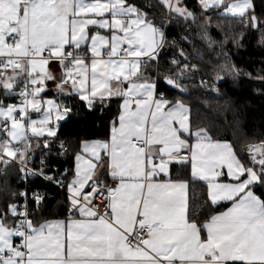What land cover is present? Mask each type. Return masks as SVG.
<instances>
[{"label":"snow or ice","instance_id":"6c2138e0","mask_svg":"<svg viewBox=\"0 0 264 264\" xmlns=\"http://www.w3.org/2000/svg\"><path fill=\"white\" fill-rule=\"evenodd\" d=\"M146 7L158 14L149 17L132 0H0V89L19 97L8 104L0 99V172L18 163L25 185L5 189L0 264H264V138L239 148L214 139L208 127L193 128L180 99L159 90L163 80L184 95L197 76L200 87L217 94L228 77L264 84V68L253 75L229 60V45L244 48L249 31L264 48V12L255 0H197L199 11L186 0ZM214 8L222 9L215 24L208 15ZM173 24L182 28L179 41L168 40ZM213 28L221 39L211 35ZM198 41L230 62L208 76L211 65ZM168 44L176 55L161 76ZM72 95L101 115L114 100L121 103L109 138L79 141L74 167L61 170L49 166V157L71 150L59 126L71 116L65 100ZM37 151L40 167L33 169ZM189 160L191 177L208 189L195 208L190 181L173 177L170 168ZM37 177L66 189L70 218H45L55 197L30 188L29 179ZM223 202L230 206L218 211Z\"/></svg>","mask_w":264,"mask_h":264},{"label":"trees","instance_id":"16d2710c","mask_svg":"<svg viewBox=\"0 0 264 264\" xmlns=\"http://www.w3.org/2000/svg\"><path fill=\"white\" fill-rule=\"evenodd\" d=\"M132 2L143 11L148 12L149 17L158 14L159 9L146 7L148 4H155L156 0H132ZM186 2L189 7L199 11L197 0H186ZM255 4L258 13L264 12V2L262 0H255ZM219 12L217 8L209 11L208 15L213 18V24L217 22ZM228 19L231 20L230 17ZM232 23L235 25L236 21H232ZM240 23L242 24L243 21H240ZM235 31L238 33L243 31V29L237 26ZM181 32L182 28L173 24L167 32L168 40L171 41L175 37L179 41ZM211 35L219 40L222 34L213 28ZM258 39V34L251 35L249 31L248 40L244 48L237 50L231 44L229 45L231 50L229 60L247 72L253 73V75L259 74L260 69L264 68V64L261 63L264 60V48L257 45ZM197 43L203 53L204 61L211 65L206 69L208 76L213 75L220 63L230 62L220 56L219 48L215 51L206 50V45L201 44L199 41ZM182 46L186 51H192L188 44L182 43ZM175 55V48L171 44L166 45L160 60L161 76L164 75L163 70L169 67L167 61ZM218 57L219 59H217ZM193 62L196 61L194 60ZM198 80L199 77L197 76L194 80L187 82L189 84V95L187 96L166 87L163 80L160 81V90L168 97H184L189 102L192 109V125L194 129L198 126L208 127L214 139L230 141L238 148L248 142L264 138V84L249 80L246 77L238 81L228 77L220 84L219 94H214L205 92L204 88L197 84ZM17 97L14 95L9 100L14 102ZM65 103L72 108V113L66 121L60 123L59 137L62 140H68L71 144V150L67 156L60 159L49 157V166L55 165L61 170L64 168L71 170L74 165L72 153L78 150L79 141L105 138L109 135L110 122L117 114L119 100H114L103 115H101L99 109L89 111L76 96L67 98ZM35 144L36 139H34V146ZM39 154L40 152L37 151L36 155ZM2 167L0 166V168ZM33 184L34 187L45 189L55 197L46 203L44 212L46 219L56 218L64 212L68 215L67 195L65 193L41 180H34ZM21 188L20 172L16 165H11L6 174L0 172V207L9 202L5 196V189L19 190ZM190 198L193 208L197 204L206 201L208 199L206 185L192 181ZM223 205L217 210L225 209L228 204Z\"/></svg>","mask_w":264,"mask_h":264},{"label":"crops","instance_id":"0c3cea01","mask_svg":"<svg viewBox=\"0 0 264 264\" xmlns=\"http://www.w3.org/2000/svg\"><path fill=\"white\" fill-rule=\"evenodd\" d=\"M243 6V5H242ZM219 11H222V9H219V8H217ZM97 29H95V28H92L91 29V31H96ZM101 32H102V34H107L106 32H104L103 30H100ZM24 65H27L28 64V60H25L24 61V63H23ZM51 67H53V68H58V65H55V64H52V65H50ZM126 86V85H125ZM48 88L49 89H54L55 88V84L54 83H52L51 81L48 83ZM159 90H160V86H159ZM161 91V90H160ZM162 92V91H161ZM47 96H49V97H51V96H55L56 95V93L54 92V91H49L47 94H46ZM12 96H14V95H12ZM12 96H8V97H5L4 96V94H3V90L2 89H0V99H3L4 100V103L5 104H8V103H14V102H12V101H10L9 100V98H11ZM72 96H75V95H72ZM170 98V97H169ZM178 99H180L189 109H190V113H191V115H190V119H191V122H192V109H191V106H190V104H189V102L184 98V97H180V98H178ZM121 103V101H119V104ZM146 111V110H145ZM33 115L35 114V113H32ZM63 122V121H62ZM29 135H31L30 133H29ZM109 136H110V133H109V135L107 136V137H105V138H96V139H88V140H97V139H99V140H103V139H107V138H109ZM33 139H36L35 137H32ZM157 138H159V137H157ZM182 138H185V139H187L188 138V136H187V134L185 133L184 134V136L182 137ZM189 142L190 143H194L195 142V138L193 137L192 139H190L189 140ZM230 142V141H229ZM77 151H79V147H78V150ZM189 156H190V153H189ZM197 160L198 161H201V162H203L204 160H205V157L201 154V155H199L198 157H197ZM73 167H74V165H73ZM141 167H142V165H141ZM170 168H171V175L173 176V177H176V176H180V177H182V178H185V179H188L189 181H190V186H191V182L192 181H195V182H201V183H203V184H205L206 185V188H207V183L205 182V181H202V180H197V179H195V178H193V177H191V162H190V160L187 162V163H185V164H183V165H181V164H173V165H171L170 166ZM190 171V172H189ZM105 176H107V173H105ZM72 177H70V179H71ZM69 179V180H70ZM165 179H167V177H165ZM222 180L224 181V182H227V177L225 176V177H222ZM108 183H113V181L111 180V178L109 177L108 178ZM207 191H208V189H207ZM189 193H190V189H189ZM191 199V198H190ZM223 204H228L227 205V207L228 206H230V203L229 202H223ZM223 210H225V209H223ZM66 218H70L69 217V214L67 215L66 214V212H64L62 215H60V216H58V217H56V218H53V219H48V220H65ZM76 219H79L80 218V216H76L75 217Z\"/></svg>","mask_w":264,"mask_h":264},{"label":"built area","instance_id":"2783aa9c","mask_svg":"<svg viewBox=\"0 0 264 264\" xmlns=\"http://www.w3.org/2000/svg\"><path fill=\"white\" fill-rule=\"evenodd\" d=\"M25 60H27V58H21V63L23 64L24 63V61ZM161 60V59H160ZM208 87H211V84H209L208 85ZM219 88H220V84H219ZM204 90H205V88H204ZM205 92H209V93H214V94H217L216 92H214V91H207V90H205ZM18 100H19V97H17V99H16V101H14V103H17L18 102ZM31 140H32V144H33V146H34V139L33 138H31ZM186 155H189V153H185ZM40 159H41V153L39 154V155H36L35 154V157H34V159L32 160V162H31V164L29 165V167H31V168H33V169H38L39 167H40ZM14 165H16L17 167H18V169H19V164L17 163V164H14ZM20 177H21V173H20ZM34 180H41L40 178H35V179H29V181H28V185L30 186V188L32 189V190H35V189H37V187H34V184H33V181ZM41 181H43V180H41ZM20 182H21V184H22V188L25 186L24 185V183L20 180ZM43 182H45V181H43ZM46 183V182H45ZM46 184H48V183H46ZM48 185H51V186H53V187H55L54 185H52V184H48ZM21 188V189H22ZM56 188V187H55ZM41 191H46L45 189H42V188H39ZM58 189V188H57ZM60 190V189H59ZM60 191H62L63 193H65L66 195H67V191H66V189L65 190H60ZM47 192V191H46ZM50 196H53V194H51L50 192H47ZM20 203H23V201L21 200L20 201ZM68 211V210H67ZM68 214H69V212H68ZM76 216H79V214L77 213L76 214ZM75 216V217H76Z\"/></svg>","mask_w":264,"mask_h":264},{"label":"rangeland","instance_id":"374dc122","mask_svg":"<svg viewBox=\"0 0 264 264\" xmlns=\"http://www.w3.org/2000/svg\"><path fill=\"white\" fill-rule=\"evenodd\" d=\"M36 117H37V114H34V115L32 114V118H36Z\"/></svg>","mask_w":264,"mask_h":264},{"label":"water","instance_id":"95a60500","mask_svg":"<svg viewBox=\"0 0 264 264\" xmlns=\"http://www.w3.org/2000/svg\"><path fill=\"white\" fill-rule=\"evenodd\" d=\"M184 95H186V96H187V95H189V92L187 91V93H186V94H184Z\"/></svg>","mask_w":264,"mask_h":264}]
</instances>
